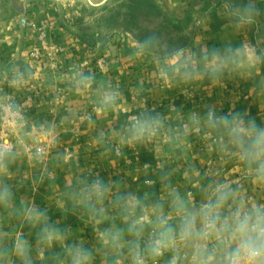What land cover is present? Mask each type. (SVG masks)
I'll use <instances>...</instances> for the list:
<instances>
[{"label":"rangeland","instance_id":"1","mask_svg":"<svg viewBox=\"0 0 264 264\" xmlns=\"http://www.w3.org/2000/svg\"><path fill=\"white\" fill-rule=\"evenodd\" d=\"M250 4L255 22L238 24L231 9ZM214 50L239 55L213 73ZM210 110L264 127V0H0V144L10 149L0 186L11 191L0 204V264H70L73 246L92 264H117L104 230L125 227L118 209L95 218L72 196L96 179L148 210L167 211L172 191L199 203L213 182L264 203V182L209 126ZM141 114L162 126L132 140ZM45 229L57 233L51 242ZM119 264H130L127 246Z\"/></svg>","mask_w":264,"mask_h":264},{"label":"clouds","instance_id":"2","mask_svg":"<svg viewBox=\"0 0 264 264\" xmlns=\"http://www.w3.org/2000/svg\"><path fill=\"white\" fill-rule=\"evenodd\" d=\"M231 10L238 24L255 22L251 4ZM153 40L146 39L141 46L148 47ZM233 52L239 55V50H226L224 54L214 50L209 65L211 71H221ZM245 52L250 53V49L246 48ZM181 55L179 50L172 54L176 71L185 67L180 62ZM90 80V76H81L80 83L87 85ZM113 99L114 96H109L106 102ZM207 123L219 130L233 154L258 181L264 182V127L257 125L255 120L245 121L239 114L216 117L211 110L207 114ZM161 126L160 117L141 114L132 120L127 133L132 140H143L156 135ZM9 156L10 149L0 144V174L5 171ZM202 194V200L195 203L172 191L167 211L163 204L148 210L138 199L114 193L111 185L96 179L83 183L72 196L95 218L103 219L107 206L118 209L125 227L113 226L104 230L105 243L117 256V264L125 246L130 264L155 262L165 252L172 253L168 264H181L189 256L191 264H264V203H251L238 197L236 190L219 182L203 188ZM10 199V189L0 186V204H7ZM40 216L41 213L35 214L37 219ZM56 235L54 230L45 229L43 238L51 242ZM125 235L131 239L126 240ZM16 252L23 259L27 254V243L18 239ZM67 252L70 264H92L91 252L82 247L73 246Z\"/></svg>","mask_w":264,"mask_h":264}]
</instances>
